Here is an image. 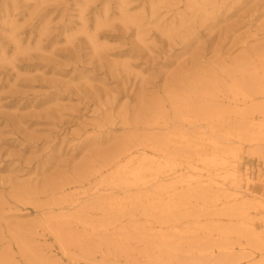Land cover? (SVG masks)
<instances>
[{
  "label": "rangeland",
  "instance_id": "374dc122",
  "mask_svg": "<svg viewBox=\"0 0 264 264\" xmlns=\"http://www.w3.org/2000/svg\"><path fill=\"white\" fill-rule=\"evenodd\" d=\"M0 264H264V0H0Z\"/></svg>",
  "mask_w": 264,
  "mask_h": 264
}]
</instances>
